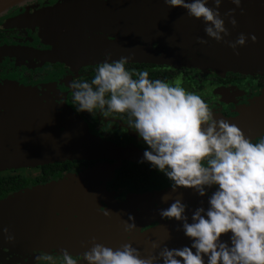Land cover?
Returning <instances> with one entry per match:
<instances>
[{
    "label": "clouds",
    "instance_id": "clouds-1",
    "mask_svg": "<svg viewBox=\"0 0 264 264\" xmlns=\"http://www.w3.org/2000/svg\"><path fill=\"white\" fill-rule=\"evenodd\" d=\"M169 8H183L191 18L201 20L210 38L220 42L229 35L219 11L222 0H163ZM241 13L242 0H231ZM235 8L224 13L233 27ZM254 34L240 33L226 41L239 55ZM201 44L207 43L197 37ZM130 58L111 59L105 53L91 79L70 83L72 101L78 113L107 117L122 114L126 126L145 147L137 163H147L170 182L172 192L191 190L200 199L193 209L183 196L167 203L164 193L157 212L162 220L175 221L176 231L189 244L169 247L151 241L155 251L142 256L131 242L113 248L96 241L83 253L62 249L58 255L44 252L36 256L43 264H264V131L256 137L247 134L231 120L221 118L206 100L182 86L150 78L147 70L128 68ZM206 198V206L205 199ZM190 212V215H189ZM108 215L107 209L104 211ZM4 239L15 237L7 227ZM137 231L135 217L124 222L127 241Z\"/></svg>",
    "mask_w": 264,
    "mask_h": 264
},
{
    "label": "water",
    "instance_id": "water-1",
    "mask_svg": "<svg viewBox=\"0 0 264 264\" xmlns=\"http://www.w3.org/2000/svg\"><path fill=\"white\" fill-rule=\"evenodd\" d=\"M21 1L23 0H0V12ZM209 6H214L212 0H209ZM241 7L244 9L243 13L231 3V0H222L219 11L225 20L229 35L220 42L206 35L205 25L201 20L189 17L183 8H169L163 0H85L73 5L71 9L64 6L62 8L64 10L54 13L52 18L61 16L67 20L68 25L60 32L63 41L59 42L72 53L79 47L78 45H82L83 50L109 48L115 53L114 60L125 56L131 60L166 63L173 66L190 65L248 74L264 73V0H242ZM232 8L236 9L233 14L237 21L235 27L224 16V13ZM77 28L86 29L91 34L84 35L80 32L78 37L79 32L74 31ZM240 33L254 34L257 40L253 43L249 38L244 46H238L239 55H236L226 41H234ZM51 34L57 33L54 31ZM107 36H111L112 39ZM197 37L203 38L207 43H199ZM144 40L149 44L159 41L175 47V50L158 56L146 51V46L140 50L133 47L138 45L131 46V41ZM125 49L127 53L123 54ZM187 51L192 54L199 52L209 59L201 61L184 57L182 54ZM28 91L17 85H4V88L0 86V98L7 99L0 101L16 103L20 111V118L10 114L0 115V130L10 135L9 138L0 136V170L75 159L113 160L114 164L98 165L82 175L38 184L1 198L0 250L3 247L12 250L16 246V248H37L55 253L54 250L69 244L73 250L79 248V251L80 249L85 251L90 249L92 238L95 237L97 242L113 248L131 242L141 251L142 256H148L155 251L151 248V241H156L161 246L167 243L169 247L189 244L188 238L182 232L176 231L175 221L160 222L155 227L132 235L130 241L125 239L126 236L113 238L114 225L112 227L110 225L115 219L109 218L112 214L110 211L106 215L105 223L101 220L97 222L100 231L96 235H92L95 227H90L85 233L81 232L77 227L81 217L77 226L73 223L74 226L69 231L64 229L61 221L72 219L68 216L71 214L68 204L74 203L75 209H87L91 204L88 202H91L95 194H99L96 192L101 190L98 189V180L105 173L110 174L122 160H139L143 151L121 148L115 144L87 139L77 134L73 124L66 125L44 103L34 98L32 101V97L28 94L31 95L33 92ZM12 95H17V98ZM245 110L246 112L241 116L230 119L231 123L239 125L247 134L256 137L264 131V105H254ZM60 127L66 130L61 131ZM189 198H192L190 207L193 209L202 199L195 193ZM204 199L206 206V198ZM129 204L130 201L126 200L120 206ZM93 210L85 214V217L91 218L96 215ZM121 211L118 213L125 217L127 213ZM55 212L60 213V216L56 217L59 224L56 226L62 227L61 229L53 227L55 223L49 221L50 216H55ZM47 216L50 217L49 220ZM120 223L124 225L121 220L116 224ZM4 227L14 235L13 242L9 243L4 239L2 231ZM15 227L16 229H13ZM59 233H62L61 242L56 241L51 244L46 241V237ZM18 235H22V238ZM79 236L87 240L76 239ZM66 241L67 243H64ZM73 254L77 253L73 252ZM81 264L84 262L82 261Z\"/></svg>",
    "mask_w": 264,
    "mask_h": 264
},
{
    "label": "flooded vegetation",
    "instance_id": "flooded-vegetation-1",
    "mask_svg": "<svg viewBox=\"0 0 264 264\" xmlns=\"http://www.w3.org/2000/svg\"><path fill=\"white\" fill-rule=\"evenodd\" d=\"M82 1L85 0H70L67 3H65V0L63 1L64 4L60 6H71ZM16 4L0 13V86L4 88V85L16 86V83H19L23 84L26 88L33 89L37 92L36 94L31 90L28 91L33 92L31 95L28 94L32 97V101L34 98L44 103L58 117H61V121L63 120L66 125L73 124L74 131L76 130L77 134L79 133V135L87 139L108 142L121 148L143 151L145 145L126 126L124 115L114 113L104 117L99 113L95 115H89L84 112L78 113L75 110L76 105L72 101L70 83L78 79H91L96 64L103 60L105 53H111V59L113 60L116 58L113 50L108 48L109 50L101 49L93 52L92 49H77L67 57L62 53L61 46H56V43L49 39H43L39 33L43 32V30L31 24L35 19L30 16L35 9L39 7H53L54 11H56L58 10L59 3L53 0L52 2H48L47 0H28L20 5ZM25 17L28 19L24 20ZM47 34L49 36L53 35ZM78 34L77 36L79 37L81 33L79 32ZM107 37L112 39L111 36ZM19 45H23L24 48L21 49ZM150 46L151 49H148V51L158 56L166 55L168 51L175 50V47L157 41L151 42L146 49ZM182 55L201 61L209 59L206 55L199 52L192 54L187 51L183 52ZM126 67L147 70L150 78H161L170 82H175L179 79L182 82V86L186 89L195 91L201 95L210 107L213 108L216 115L221 118L234 119L246 112V108L248 110V108L254 105H264V73L248 74L219 70L212 67L173 66L166 63L131 59ZM12 96L17 98V95ZM1 114H10L20 118L18 104L0 101ZM60 130L62 131L64 128L60 127ZM0 136H6L2 138H9L10 135L0 132ZM137 161L122 160L118 166L114 167L110 174L105 173L98 180V189H101L99 191L102 195L100 198L103 199L99 203L103 204L97 205L95 210H93L99 216L93 215L91 218H87L85 215L81 216L77 227L80 228L82 233L87 232L90 227H95L92 235L98 234L100 229L97 222L101 220L102 223H105V209L112 213L109 218L111 220L115 219L113 224L110 225L111 227L114 225L112 236L115 238L128 235L124 232V225L116 223L120 220L122 222L127 221L129 214L135 217L137 225V231L132 233V236L157 226L160 222H165L158 215L157 208L166 207L167 203H171L178 195H182L183 201L191 206V200L187 199V196H190L194 192L191 190L172 192L167 178L155 170H150L147 163L140 164ZM102 164H114V161L75 159L33 166L37 171L32 177V182L28 177L18 174H3L4 171L11 172L31 166L2 169L0 170V177H11L15 178L16 181L24 179L25 182L21 187L3 192L0 199L11 193L23 190L29 185L43 184L62 178L66 174L77 173L84 168L93 169ZM44 165L47 167L53 166L54 171L51 174L45 175ZM40 177L45 179L39 180L38 178ZM103 191L106 192V195H103ZM164 193L168 194L169 200L167 203L161 204L160 198ZM126 200L130 201V204L120 206ZM121 210H124L125 214L127 213L125 217L118 213L122 212ZM64 211L69 212L67 209H64ZM48 216V220L51 217L50 223H55L53 227L62 228L56 226L58 224V218L56 217L60 216L59 212H55V216ZM47 224L49 223L47 222ZM62 225L63 228L69 229L68 220ZM60 235L62 233L55 235L56 237L48 236L45 239L54 244L56 241L61 242L63 240ZM76 239H83V237L79 236ZM86 240L87 238L83 239V241ZM64 243H67V241ZM23 252L21 254L18 253L17 248H13L12 250L1 249L0 254L3 257L0 260V264H43V262L36 260V256L45 251L32 248L28 250L24 249ZM52 254L58 255L57 252Z\"/></svg>",
    "mask_w": 264,
    "mask_h": 264
},
{
    "label": "rangeland",
    "instance_id": "rangeland-1",
    "mask_svg": "<svg viewBox=\"0 0 264 264\" xmlns=\"http://www.w3.org/2000/svg\"><path fill=\"white\" fill-rule=\"evenodd\" d=\"M26 1H28V0H23V1H21V2H19L18 4H16V5H20V4H22V3H24V2H26ZM48 2H52V0H47ZM54 2H57V3H59L58 5H59V7H58V10H56V11H54V8L53 7H51V8H49V7H44V8H41V7H39V8H37V9H35L34 11H33V13L31 14V16L30 17H33L35 20L31 23V24H33L34 26H37V27H39V29H42L43 30V32H39L40 33V36L43 38V39H49V40H51V41H54L55 43H56V46H61L62 47V45H60V42L59 41H63L62 40V36L60 37V32L61 31H63L64 29H65V27L68 25V22H67V20H64V18L63 17H58V18H56V19H53L52 18V15L54 14V13H57V12H60V11H63L64 9H62L64 6H60V5H63L64 4V2L63 1H65V0H53ZM70 0H66V2L65 3H67V2H69ZM73 5H75V4H73ZM73 5H71V6H67V7H69L70 9H71V7L73 6ZM5 11V10H4ZM3 12V11H2ZM1 13V12H0ZM28 18H26L25 17V19L24 20H27ZM51 31H55L57 34L56 35H48L47 33H53V32H51ZM74 31H76V32H81L82 34H84V35H86V34H88V33H90L91 34V32L90 31H88V30H86V29H83V30H81L80 28H77V30H74ZM110 37V36H109ZM56 41H58V42H56ZM155 42V41H154ZM157 42H159V41H157ZM79 43V42H78ZM159 43H162V42H159ZM77 44V43H76ZM81 44V43H80ZM133 45H138V46H133ZM150 44L149 43H147L145 40L144 41H138V42H136V41H131V46H133V47H136L137 49H141V48H144L145 46L147 47V46H149ZM20 46V45H19ZM79 46V47H78ZM77 47V49H79V50H83L84 49V47L82 46V45H78ZM20 48L21 49H23L24 48V46L23 45H21L20 46ZM17 49H19V48H17ZM77 49H74V50H77ZM148 49L150 50L151 49V46L150 47H148L147 49H145L146 51H148ZM93 52H97V51H99V50H92ZM74 52V51H73ZM62 53H64V55L65 56H67V57H69L70 56V54L72 53L71 51H69V49H67L66 47H62ZM127 53V49H125V52H123V54H126ZM22 56H24V54H22ZM21 56V57H22ZM17 85H18V87L20 88H23L24 90H31V91H33L34 92V94H36L37 92L36 91H34L33 89H30V88H26V87H24L23 86V84H19V83H16ZM59 119H61V117H59ZM56 123H58L57 121H55ZM64 130H66V129H64ZM0 132H2V130H0ZM91 169V168H90ZM89 168H84V169H82L81 171H79V172H77V173H69L67 176L66 175H64L62 178H58V179H56V180H53V181H61V180H65V179H68V177L69 176H78V175H82L83 173H86V171L87 170H90ZM36 169L35 168H33V166H31V167H28V168H21V169H16V170H14V171H11V172H8V171H4L3 172V174H18V175H21V176H25V177H28V179L32 182V177L34 176V174L36 173ZM36 185H38V184H35V185H29L27 188H29V187H34V186H36ZM106 191V190H105ZM99 192V194L98 195H96L95 194V196H94V199L91 201V202H88V203H91L90 205H88L87 206V209H82V210H80V209H78V208H74V203H70V204H68V206H69V209H70V211H71V214L70 215H68V216H70V217H72V218H75V219H70L69 221H68V228L69 229H66V228H64V229H66L67 231H69L74 225H73V223L74 224H76V226H77V223H79V221H77V219H79V217H81V215L83 216V215H85V214H87L88 212H90L91 210H93V209H95L96 207H97V205H99L100 203V201H102L103 199L102 198H100L102 195H101V192L100 191H97L96 193H98ZM103 193V195H106V192H102ZM6 197V196H5ZM187 199H190L189 198V196H187ZM190 200H192V198L190 199ZM106 202H107V200H106ZM101 204H103V203H101ZM100 204V205H101ZM84 213V214H83ZM63 223H65L64 221L62 222V224ZM83 226H85V225H83ZM83 226H82V228H83ZM87 226V225H86ZM155 227V226H154ZM81 228V229H82ZM13 229H16V227L15 228H13ZM17 229H19V227L17 228ZM63 233H65V232H63ZM23 236H25V235H23ZM18 237L19 238H22V235H18ZM14 246V245H13ZM15 248H16V246H14ZM68 249V251L69 252H76V253H83L84 251L83 250H81L80 249V251H79V248H76V250H73L71 247H70V245L69 244H65L64 246H61V248L59 247L58 248V250H54L55 252H57L58 254L61 252V250L62 249ZM25 249V248H24ZM24 249H22V248H17V251H18V253H24L23 252V250ZM28 250V249H27ZM35 256H36V254H35ZM2 259V254H0V260Z\"/></svg>",
    "mask_w": 264,
    "mask_h": 264
},
{
    "label": "trees",
    "instance_id": "trees-1",
    "mask_svg": "<svg viewBox=\"0 0 264 264\" xmlns=\"http://www.w3.org/2000/svg\"><path fill=\"white\" fill-rule=\"evenodd\" d=\"M44 170H45L44 171L45 175H48V174H51V172L54 171V168H53V166H50V167L45 166ZM38 179L42 180V179H45V178L40 177ZM24 182H25L24 179H19V180L16 181L15 178H11V177H8V178L0 177V196L2 195L3 192H5V191H7L9 189H16L18 187H21L24 184ZM3 248L8 249L7 247H3Z\"/></svg>",
    "mask_w": 264,
    "mask_h": 264
}]
</instances>
